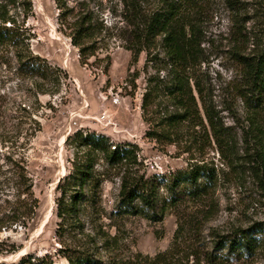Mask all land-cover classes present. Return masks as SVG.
I'll return each instance as SVG.
<instances>
[{"label": "rangeland", "instance_id": "rangeland-1", "mask_svg": "<svg viewBox=\"0 0 264 264\" xmlns=\"http://www.w3.org/2000/svg\"><path fill=\"white\" fill-rule=\"evenodd\" d=\"M215 2L213 12L218 16L204 25L207 60L203 69L215 88L217 104L226 99L240 107V101L228 92L236 73L227 53L230 12L221 0ZM66 3L74 11L61 19L56 0H31L26 21L34 33L33 51L67 73L59 92H38L34 79L18 75L14 62L8 66L0 58V226L2 219L7 226L0 230V262L7 264L18 263L27 254L47 255L53 264H67L57 253L61 244L56 235V188L71 168L74 149L66 140L76 130L106 134L115 144H136L141 163L135 167L148 177H169L195 161L189 160L182 147L164 145L146 135L149 125L143 119L142 101L147 76L155 69L146 64L145 52L133 62L132 52L124 47L119 30L123 22L117 14L120 1ZM15 11L23 18L21 8ZM81 12H89L98 29L103 28L97 34L96 55L87 64H82L70 35V23ZM222 114L227 123H233L227 111ZM207 152L208 163L220 173L214 191L205 198L166 207L161 221L114 215L119 182L105 179L96 205L82 212V224L84 232L95 238L92 247L96 246L106 264H213L205 261L207 252H215L213 233L227 234L264 219V201L253 180L245 175L242 184L237 176H223L227 169L222 156L213 145ZM103 166L100 161L99 169ZM23 181L32 184L33 197L39 200L35 216L29 210L32 198L21 193ZM160 195L168 196L165 186ZM77 235L85 241L82 234ZM104 240L108 249L101 248ZM164 252L168 253L166 263L156 258ZM217 264H264V249L254 258Z\"/></svg>", "mask_w": 264, "mask_h": 264}, {"label": "trees", "instance_id": "trees-1", "mask_svg": "<svg viewBox=\"0 0 264 264\" xmlns=\"http://www.w3.org/2000/svg\"><path fill=\"white\" fill-rule=\"evenodd\" d=\"M119 1L117 14L123 22L119 30L124 47L132 52L133 62L145 52L146 64L155 69L147 76L142 101L143 119L149 125L146 135L161 144L182 147L189 160L195 161L169 177H148L135 167L141 163L136 144H115L106 134L82 128L70 134L66 144L74 149L71 168L57 185L55 207L59 219L56 235L61 244L57 253L67 264H106L96 246L92 247L95 238L84 232L82 212L96 205L99 188L107 178L119 182L114 215H143L161 221L166 207L199 200L214 191L220 173L206 158L207 149L213 145L225 161L223 176H237V181L248 176L260 192V201H264V0H221L230 12L227 53L236 70L227 90L240 101L241 108L226 99L217 104L215 88L203 69L207 60L204 25L218 16L213 12L215 0ZM56 2L61 19L74 11L66 0ZM18 7L21 19L16 11L12 12ZM31 9V0H0V58H5L8 66L14 62L18 75L34 79L38 92L55 94L67 73L33 51L34 33L26 25ZM70 28L81 62L87 64L96 55L97 34L103 28L98 29L89 12L78 14ZM47 83L49 88L45 87ZM225 111L233 123L226 122L222 114ZM100 161L104 164L102 170ZM23 184L21 193L32 198L29 210L35 216L39 200L33 197L32 184ZM162 186L168 196L161 198ZM3 220L0 230L7 227ZM77 234H82L85 241ZM212 236L215 252H207V263L254 258L264 249V219ZM101 248L108 249L107 240ZM167 255L164 252L156 258L166 263ZM13 264L53 261L47 255L27 254Z\"/></svg>", "mask_w": 264, "mask_h": 264}, {"label": "water", "instance_id": "water-1", "mask_svg": "<svg viewBox=\"0 0 264 264\" xmlns=\"http://www.w3.org/2000/svg\"><path fill=\"white\" fill-rule=\"evenodd\" d=\"M60 181V180H59Z\"/></svg>", "mask_w": 264, "mask_h": 264}]
</instances>
